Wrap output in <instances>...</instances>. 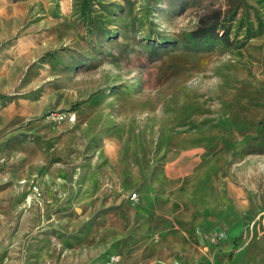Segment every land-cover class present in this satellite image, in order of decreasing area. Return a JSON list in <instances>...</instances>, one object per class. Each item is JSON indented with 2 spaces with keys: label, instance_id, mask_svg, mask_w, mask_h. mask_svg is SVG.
<instances>
[{
  "label": "rangeland",
  "instance_id": "1",
  "mask_svg": "<svg viewBox=\"0 0 264 264\" xmlns=\"http://www.w3.org/2000/svg\"><path fill=\"white\" fill-rule=\"evenodd\" d=\"M0 264H264V0H0Z\"/></svg>",
  "mask_w": 264,
  "mask_h": 264
},
{
  "label": "trees",
  "instance_id": "2",
  "mask_svg": "<svg viewBox=\"0 0 264 264\" xmlns=\"http://www.w3.org/2000/svg\"><path fill=\"white\" fill-rule=\"evenodd\" d=\"M84 3L87 4V0H84ZM222 30V32L220 31ZM229 28L225 22H220L213 20L206 23H201L200 26L190 31V36L198 40H210L214 38L224 39L225 41L229 40L228 37Z\"/></svg>",
  "mask_w": 264,
  "mask_h": 264
},
{
  "label": "built area",
  "instance_id": "3",
  "mask_svg": "<svg viewBox=\"0 0 264 264\" xmlns=\"http://www.w3.org/2000/svg\"><path fill=\"white\" fill-rule=\"evenodd\" d=\"M69 116L70 119L74 120L75 119V115H68V113H66L65 111H59V112H54L52 114V118L57 119V120H61L64 119L65 117ZM136 192H132L131 193V198H135L136 197Z\"/></svg>",
  "mask_w": 264,
  "mask_h": 264
}]
</instances>
